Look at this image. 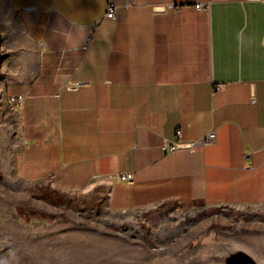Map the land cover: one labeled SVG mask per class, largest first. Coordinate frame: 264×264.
Here are the masks:
<instances>
[{
    "label": "crops",
    "instance_id": "crops-1",
    "mask_svg": "<svg viewBox=\"0 0 264 264\" xmlns=\"http://www.w3.org/2000/svg\"><path fill=\"white\" fill-rule=\"evenodd\" d=\"M131 1L6 0L24 37L0 86L6 105L24 96L13 179L90 189L118 214L223 209L224 226L242 218L235 246L264 264V219H243L264 214V0Z\"/></svg>",
    "mask_w": 264,
    "mask_h": 264
},
{
    "label": "rangeland",
    "instance_id": "rangeland-1",
    "mask_svg": "<svg viewBox=\"0 0 264 264\" xmlns=\"http://www.w3.org/2000/svg\"><path fill=\"white\" fill-rule=\"evenodd\" d=\"M19 41L24 37L16 15L0 0V86ZM18 127L0 91V264H225L226 256L240 250L235 246L240 216L224 226L218 218L225 213L177 202L118 214L90 189L59 192L53 182L14 180ZM255 214L243 219L263 221L264 214Z\"/></svg>",
    "mask_w": 264,
    "mask_h": 264
},
{
    "label": "built area",
    "instance_id": "built-area-1",
    "mask_svg": "<svg viewBox=\"0 0 264 264\" xmlns=\"http://www.w3.org/2000/svg\"><path fill=\"white\" fill-rule=\"evenodd\" d=\"M127 1H128V4L132 3L131 0H127ZM196 7L200 9L204 8V4L202 3L196 4ZM105 15L107 18L116 19L118 16V6L113 2L108 3L107 12ZM23 100H24L23 95H11L8 97V105L10 106V108L16 109L21 103H23ZM177 135L178 136L181 135L180 131H177ZM214 139H215V133L212 132L208 134L207 136H205L204 138H202L201 140H197V142L191 144V146L189 147H191V150H192L193 145L195 144L206 145V144L213 142ZM163 143H164L163 150L165 151V153L174 152L175 150L179 148V144H180L179 141H172V142L165 141ZM118 178L121 181L131 183V181H133L134 179V175L133 173H123V174H119Z\"/></svg>",
    "mask_w": 264,
    "mask_h": 264
},
{
    "label": "water",
    "instance_id": "water-1",
    "mask_svg": "<svg viewBox=\"0 0 264 264\" xmlns=\"http://www.w3.org/2000/svg\"><path fill=\"white\" fill-rule=\"evenodd\" d=\"M185 147L189 145H184ZM225 264H258L250 255L244 251H236L225 257Z\"/></svg>",
    "mask_w": 264,
    "mask_h": 264
},
{
    "label": "clouds",
    "instance_id": "clouds-1",
    "mask_svg": "<svg viewBox=\"0 0 264 264\" xmlns=\"http://www.w3.org/2000/svg\"><path fill=\"white\" fill-rule=\"evenodd\" d=\"M71 27L75 30L78 37L83 40L88 35L87 26L78 20L72 19L70 20Z\"/></svg>",
    "mask_w": 264,
    "mask_h": 264
},
{
    "label": "trees",
    "instance_id": "trees-1",
    "mask_svg": "<svg viewBox=\"0 0 264 264\" xmlns=\"http://www.w3.org/2000/svg\"><path fill=\"white\" fill-rule=\"evenodd\" d=\"M219 212H220V213H223V212H224V210H223V209H221V210H219ZM255 216H260V213H256V214H255Z\"/></svg>",
    "mask_w": 264,
    "mask_h": 264
},
{
    "label": "bare ground",
    "instance_id": "bare-ground-1",
    "mask_svg": "<svg viewBox=\"0 0 264 264\" xmlns=\"http://www.w3.org/2000/svg\"><path fill=\"white\" fill-rule=\"evenodd\" d=\"M3 237H4V236H3ZM1 252H2V251H1ZM14 255H15V253H14ZM14 255H13V256H14ZM15 256H16V255H15ZM85 260H86V259H85ZM86 262H87V261H86ZM87 264H88V263H87Z\"/></svg>",
    "mask_w": 264,
    "mask_h": 264
}]
</instances>
